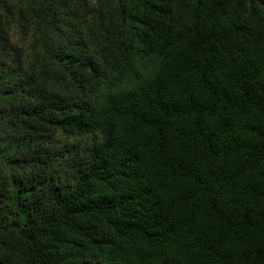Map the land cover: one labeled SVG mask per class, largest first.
<instances>
[{"label":"trees","instance_id":"trees-1","mask_svg":"<svg viewBox=\"0 0 264 264\" xmlns=\"http://www.w3.org/2000/svg\"><path fill=\"white\" fill-rule=\"evenodd\" d=\"M0 264H264V0H0Z\"/></svg>","mask_w":264,"mask_h":264}]
</instances>
